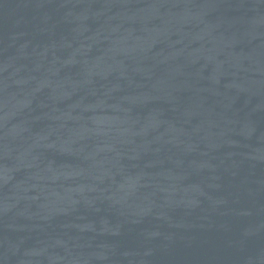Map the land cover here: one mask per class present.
<instances>
[{"label": "water", "instance_id": "95a60500", "mask_svg": "<svg viewBox=\"0 0 264 264\" xmlns=\"http://www.w3.org/2000/svg\"><path fill=\"white\" fill-rule=\"evenodd\" d=\"M0 264H264V0H0Z\"/></svg>", "mask_w": 264, "mask_h": 264}]
</instances>
